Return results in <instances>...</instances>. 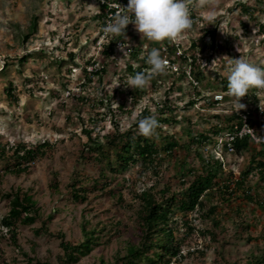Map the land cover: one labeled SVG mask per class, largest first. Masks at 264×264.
Segmentation results:
<instances>
[{"label":"rangeland","instance_id":"rangeland-1","mask_svg":"<svg viewBox=\"0 0 264 264\" xmlns=\"http://www.w3.org/2000/svg\"><path fill=\"white\" fill-rule=\"evenodd\" d=\"M245 7L254 10L253 17L244 11ZM99 9V0H0V141L48 140L51 143L48 154L32 162L28 171L20 174L8 170L12 159H0V221L10 210L11 198L8 195L11 193L27 191L36 200L38 211L33 223L18 222L17 243L9 234H5L6 228L0 227V257H4L5 262L59 264V257L63 253L60 234L68 241H82L85 220L89 221L87 229L100 225L101 239L90 253L75 264H110L117 255L125 252L128 244L138 243L140 239V220L136 213L140 199L137 194L155 183V179L150 178L151 173H146L142 180L137 178L135 169L117 173L109 189H121L124 201L119 200L118 194L114 196L97 190L88 192L85 201H75L70 190V184L75 180H81L80 184L92 185V178L98 177L100 169L81 158L88 141L82 127L97 123L98 128H103V133L113 131L111 115L104 117L107 104L106 108L100 109L99 103L93 106L97 103L95 101L114 96L116 106L123 97L130 98L133 92L122 83L125 78L118 75L121 68L116 70L112 58L106 59V55L97 53L94 47L93 39H99L103 28ZM192 11L198 14V20L176 41L185 45L188 53L202 57L203 80L190 92L189 80L183 79L181 74L166 73L160 82H149L142 95L137 96L141 99L137 104L134 100H128L131 112L125 110L118 117L120 128L127 130L146 103L155 108L159 101L169 97L173 107H177L172 115L178 122L173 125L164 123V126H169L171 133H178L184 152L188 146L193 149L190 156L184 157L181 150L163 160L160 172L166 173V176L158 175L157 189L167 179H170L172 189L185 188L187 184H181L179 173H188L191 167L203 171L202 161L206 162V159L214 156L219 158L224 170L235 171L232 173L236 178L238 171L248 166L252 156L251 152L239 155L218 153L216 143L221 135L231 130L224 123L228 122L231 111L237 108L234 99L228 95L215 105L208 100L213 92L222 90L223 82L229 75L230 58L241 56L248 63L264 68V32L259 30V23H264V0H218L213 8L190 6V13ZM35 20L37 25L34 28L32 23ZM207 30L214 31V48L212 35ZM135 34L138 33L135 31ZM139 41L150 42L140 37L136 44H140ZM193 41L198 44L194 51L188 49ZM71 51L76 52L75 60L60 62L69 59L67 54ZM96 53L98 59L105 62V68L107 65V71L101 77L94 76L91 83L82 86L83 73L81 70L73 71V67L79 61L83 65L90 55ZM27 54H30L28 59L20 61ZM108 61L111 63L108 64ZM125 61L122 60L123 63ZM174 81H178L176 86L172 85ZM10 86L13 92L8 96L6 89ZM71 89L74 92L69 95ZM127 93L129 96H126ZM181 93L186 96L185 100L178 96ZM193 93L194 96L202 93L201 100L186 104L185 101L193 97ZM87 96L88 102L85 101ZM241 103L253 113L255 126L260 134H264V119L261 116L258 118L256 113V107L264 105V90L251 89ZM189 116L193 123L186 120L185 126L181 125L180 122L183 123L184 118ZM181 118L183 120L179 121ZM93 119L96 121L90 123ZM183 127L191 131L192 137L216 127L221 128V134L218 140L217 136H213L212 141L203 142L197 148L195 142L196 147L190 143L193 138L186 133L180 134ZM191 160V166H182V162L189 163ZM107 173L111 176L109 171ZM246 182L247 186H255V200L247 202L236 196L234 201L221 203L223 232L217 240L212 239L210 234L195 233L188 237L184 251L205 247V252L199 255L194 251L192 255L184 257L181 264H225L226 260L246 264L260 251L257 246L264 247V208L258 204L264 197V183L260 184L253 178ZM213 200L214 197L207 202L211 204ZM236 205L242 209L243 219L250 224L249 231L240 230L239 215L233 208ZM185 216L180 214L179 220ZM186 218L197 229H208L212 224L199 212L188 213ZM117 221L121 224H116ZM28 256L34 260L30 261Z\"/></svg>","mask_w":264,"mask_h":264},{"label":"trees","instance_id":"trees-1","mask_svg":"<svg viewBox=\"0 0 264 264\" xmlns=\"http://www.w3.org/2000/svg\"><path fill=\"white\" fill-rule=\"evenodd\" d=\"M105 9L106 5H100L101 12L99 16L102 17L105 15L103 12ZM244 11L248 12V14L253 17L254 10H252L251 7H245ZM191 18L193 19V23H195V21L198 20V14L192 11ZM36 20L32 23L34 28L37 25ZM259 30L264 32V23H259ZM207 32L210 36L212 35L211 44L212 48H214L216 41L214 31L207 30ZM96 40L97 38H95L93 42ZM196 47H198V44L193 41L191 44V50L194 51ZM103 54L106 55V51ZM29 55L22 56L20 61L23 62L27 60ZM67 57L69 59H63L60 62H67L68 60L71 62L74 61L76 58V52H69ZM192 57L195 59L193 66L196 68V62L202 57H198L195 53L192 54ZM88 63L89 60H85L84 64L86 65ZM7 64L8 63L4 65L3 69H5ZM106 71L107 68H103L100 72L98 71L90 76L83 70L82 73L85 77V82L82 86L91 83L94 75L101 77ZM196 75L197 77H200L201 74L196 73ZM227 84L228 80L225 79L222 89L226 90ZM6 90L8 96H11L13 92L12 86ZM252 92H250L251 95ZM127 95L128 93L126 96ZM87 97L88 98L85 100L86 102L89 100V96ZM106 100H108L109 103H107ZM128 100L127 97H123L122 101L116 106L114 105V96L101 97L100 100L95 101L97 103L93 106H96L99 103L100 109H103L107 104V110L104 111V117L111 115L110 124L113 131L103 133V128H98L96 125L97 123H95V125L89 124V126L82 127V132L88 137V141L84 145L81 158L99 166L100 169L98 177L92 178V185L80 184L82 182L81 180H75L72 182L70 184L72 197L75 201H85L88 192L97 190L104 193H112L114 196L118 194L117 197L119 200L124 201L125 196L121 189L118 188V191L113 187L109 189L112 181L117 176V173H123L135 169L137 173L136 175H138L137 178L140 180L144 178L146 173H151L152 175L150 178L155 179V183L147 186L144 191L137 194L140 199L136 209L137 216L140 220V239L138 243L128 244L125 252L117 255L115 260L110 264H181L183 258L187 255H192L194 251L199 255H203L205 252V247L199 249L192 248V250L187 249L184 251V246L188 237L195 235V233L202 235L210 234L212 239L217 240L219 234L223 232L224 226L222 227L221 225L223 223L224 213L220 212L221 203L234 201L236 196L245 199L247 202L255 200L253 193L255 186H247L246 181L249 178H253L260 181V184L264 183V143L256 142L248 134L236 138L234 141V146L236 148L235 154L239 155L245 152H251L252 154L248 166L245 169L238 171V173L236 172V178L233 177L234 173H232L235 171H229L231 172L230 174L224 170L221 167L219 158L214 156L213 158L206 159V162L202 161L203 171L199 172L191 167L188 169V173H185L184 171L179 173L181 184H187L185 188H182L181 190L172 189L170 179H167L163 182L164 185L157 189L158 186L156 183L159 180L158 177L166 176V173L162 174L160 172L163 160L169 156L177 154L176 152L180 153L181 150H183L179 142L178 133H171L169 126H164V123L173 125L172 123L176 124L178 122V119L172 115L173 110L177 107H173V104L169 105L168 101L167 105L165 103V106L159 109L156 116V113L153 115V113L147 108H144L136 115L135 122L127 130H122L120 128L121 123L118 117L119 115H122L125 110L127 113L131 112L130 110L132 109H129ZM139 101L140 99L137 96L134 97V102H136V104ZM192 102L194 101L190 100V103ZM99 112L100 111H98L97 114ZM230 115L231 116L227 120L228 122L224 124H226V128L232 130L234 126L233 124L238 120L239 116L236 112L231 113ZM148 116H154L159 124V127L156 129V134L152 138H145L138 134L139 120ZM181 120L183 119H179V121ZM186 120L193 123L189 116L184 118L183 123L180 122L181 125L183 124V126H185ZM95 121V119L90 120V123ZM198 126L199 125H197V127ZM210 130H205L197 137H192L191 131L188 128L183 127L180 134L184 135V133H186L189 138H193L190 142L192 143V146L194 147L196 143L197 148H200V145H202L203 142L212 141L211 139H213V136H217L218 140V137L221 134V128L216 127ZM48 148H51V143L48 140L43 142L19 141L14 143H11L10 141H0V159H12L13 163L8 164V170L20 174L28 171L32 162H35L37 159L48 154ZM192 149L188 146L187 151L184 152L183 150L184 157L190 156L189 153ZM197 154L201 153L198 152ZM192 161L193 160L189 163L188 161L182 162V166H184V168L188 165L191 166L190 163H192ZM106 168L109 169L108 171L111 173V176L107 173L108 171ZM260 184L258 185L260 186ZM53 186L54 185L52 184V187ZM8 196L11 198L10 210L2 217L0 227L2 226L6 228L5 234H9L12 240L17 243V224L18 222L29 224L36 220L38 212L36 207L37 202L31 194L27 193V191L22 194L11 193ZM212 197H214V200L209 204L207 200H209V198L211 200ZM258 204L264 208V197ZM238 206L239 205L233 206L234 211L239 215L238 226L240 227V230L249 231L250 224L246 219H243L242 209ZM191 212H199L206 219H210L212 222L211 226L208 227V229H197L189 222L188 218H186L188 213ZM180 214L186 215L181 221L179 220ZM88 222V220H85L83 223L82 229L84 238L82 241H68L65 240L63 234H60V236H62L60 246L63 253L59 257V264H75L82 256L90 253L94 246L99 244L101 239L99 235L100 232H102L99 227L100 225H94L93 228L87 229ZM119 223L121 224L120 221L116 222V224ZM195 247H198V245ZM257 248L260 251L253 255L251 261H248L246 264H264V247L257 246ZM3 258L4 257H0V264H10L7 261L5 262V259ZM28 259L30 261L34 260L30 256H28ZM102 264L106 263L103 262ZM225 264L240 263L238 261L230 262L229 260H226Z\"/></svg>","mask_w":264,"mask_h":264},{"label":"clouds","instance_id":"clouds-1","mask_svg":"<svg viewBox=\"0 0 264 264\" xmlns=\"http://www.w3.org/2000/svg\"><path fill=\"white\" fill-rule=\"evenodd\" d=\"M217 3L218 0H128L127 6H121L122 10L117 11L110 18L103 28V32L113 38L123 36L128 39L126 29L129 24H132L135 31L140 35L141 40L147 39L153 43H163L165 41L175 43L182 33L192 27L193 20L190 6L195 8H213ZM118 47L123 52V55L126 54L123 43H119ZM146 63L149 67L145 71L136 72L135 75L127 77L125 81L127 87L133 90H143L149 85L152 78L165 73L168 68L167 60L162 58L160 50L157 48H152L148 52ZM229 64L227 89H222L221 91H227L224 99L227 95L234 99L235 106L239 112L246 108V105L241 103V100L248 95L251 89L264 90V68L248 63L241 56L237 59L230 58ZM178 96L185 100L186 96H183L182 93ZM190 100L195 103L194 99L186 100L185 103L189 104ZM168 101L170 104L171 100L169 97L162 101L163 106L157 104V107L152 108L147 104L143 109L147 108L154 114L164 107L165 103L167 105ZM211 104L215 105L217 102L214 101ZM260 110L264 112V107H260ZM158 127V121L154 116L145 117L138 122V134L145 138H152L156 134ZM253 138L257 141L261 139V137L255 136ZM233 153H236V148ZM225 154L231 153L225 152Z\"/></svg>","mask_w":264,"mask_h":264},{"label":"built area","instance_id":"built-area-1","mask_svg":"<svg viewBox=\"0 0 264 264\" xmlns=\"http://www.w3.org/2000/svg\"><path fill=\"white\" fill-rule=\"evenodd\" d=\"M127 4L128 0H99V5H106V9L105 11H103L105 15L101 18L103 22V28L106 26L107 22H109L110 18L115 15L117 11L122 10L121 6L126 7ZM103 28L99 39L95 41L94 47L97 48V53L99 54H103L106 51V59L109 60L112 58L111 61L115 64L116 70H118L119 67L121 68V71L120 73H118V75H122L125 78V81L129 75H135L136 72H143L149 67L146 63V56L152 48H157L160 50L162 58L166 59L168 62V68L165 73L155 76L150 80V82H160L161 77L165 76L164 74L172 72L175 74H181L183 76V79L189 80L188 87H190L191 91L192 88L197 87L199 82L203 80L202 76L204 74V67H202L200 61V59L202 58H199V61L196 62L197 67L194 68L193 63L195 59L192 57L193 53H188L185 49V45L183 46L182 43H178V41H176L175 43H169L167 41L163 43H148L139 41L140 44H136L137 40H139L140 37H138L139 34H135L134 25L132 24H129L126 29V36L128 39L123 36L113 38L111 35L105 34L103 32ZM119 43H123L125 47L124 51H126V54L123 55V52L119 50ZM188 49H191V45L188 47ZM97 53L95 55H90V57L86 59L89 60V63L86 65L80 64L79 61V64L73 67V71L81 70L83 72L84 70L90 76H92L98 71L100 72L103 68H105V62H102L100 59H98ZM123 59L126 60L124 63L122 62ZM111 61H108V64H110ZM106 68H108L107 65ZM196 73H200V77H197ZM81 78H84L85 82V77L83 74ZM125 81H123L122 83L124 84ZM177 82L178 81L172 82V85L176 86ZM73 90L74 89H71L69 95L74 92ZM130 91L133 92L130 94L131 97L128 98L129 100H134V97L142 95V90L137 89L134 91L132 88H130ZM226 94L227 91L222 92L221 90H219L218 92H213V96L210 95L211 99H209L208 101H216L218 104L219 102H222L224 100V96ZM127 96H129V94ZM202 96V93H198L197 96H194L193 93V97L190 96V99L200 101ZM162 101L163 100L159 101L157 104L163 106ZM147 104L148 103L143 105L139 109V111H141L143 107H145ZM171 104L172 103H170L169 105ZM260 107H264V105L261 104L256 107L257 117L259 118V116H261L262 119H264V112L260 110ZM233 112H236L239 118L233 124V129L230 131H226L225 134L221 135L220 140L216 143L217 148L219 149L218 153H233L235 151L234 141L236 140V138L242 137L247 134L250 135L252 138L254 136L261 137L259 141L254 138L253 139L256 142L264 143V134H260L258 131V127L255 126L254 119L252 120L253 113L250 111V109H242L239 112L238 110L234 109L233 111H231V113Z\"/></svg>","mask_w":264,"mask_h":264}]
</instances>
